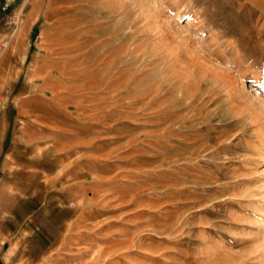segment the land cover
I'll return each instance as SVG.
<instances>
[{
    "label": "rangeland",
    "instance_id": "1",
    "mask_svg": "<svg viewBox=\"0 0 264 264\" xmlns=\"http://www.w3.org/2000/svg\"><path fill=\"white\" fill-rule=\"evenodd\" d=\"M10 10L0 211L40 187L67 216L32 193L61 229L27 264H264V0Z\"/></svg>",
    "mask_w": 264,
    "mask_h": 264
},
{
    "label": "crops",
    "instance_id": "2",
    "mask_svg": "<svg viewBox=\"0 0 264 264\" xmlns=\"http://www.w3.org/2000/svg\"><path fill=\"white\" fill-rule=\"evenodd\" d=\"M32 176L34 181L38 177L37 174ZM22 177H26L24 172ZM24 190L26 193L21 194L5 211H0V264L34 263L45 255L54 235L61 229L47 213L65 226L67 216L63 217L62 213L65 203L58 195L40 187L31 190L24 187ZM32 193L42 200L47 213Z\"/></svg>",
    "mask_w": 264,
    "mask_h": 264
},
{
    "label": "built area",
    "instance_id": "3",
    "mask_svg": "<svg viewBox=\"0 0 264 264\" xmlns=\"http://www.w3.org/2000/svg\"><path fill=\"white\" fill-rule=\"evenodd\" d=\"M15 2L16 0H0V8L3 11H7V10L9 11ZM14 20H15L14 17L10 18L9 23H13Z\"/></svg>",
    "mask_w": 264,
    "mask_h": 264
},
{
    "label": "bare ground",
    "instance_id": "4",
    "mask_svg": "<svg viewBox=\"0 0 264 264\" xmlns=\"http://www.w3.org/2000/svg\"><path fill=\"white\" fill-rule=\"evenodd\" d=\"M62 1L64 2V1H66V0H62ZM75 25H76V24H75ZM77 30H78V29H77ZM79 32H80V31H79ZM70 33H71V32H70ZM77 35H78V34H77ZM61 36H62V35H61ZM77 37H78V36H77ZM76 39H77V38H76ZM74 40H75V39H74ZM65 43H66V42H65ZM65 45H66V44H65ZM63 46H64V45H63ZM63 46H62V47H63ZM73 46H74V45H73ZM73 46H71V47H73ZM97 46H98V45H97ZM64 49H65V48H64Z\"/></svg>",
    "mask_w": 264,
    "mask_h": 264
}]
</instances>
